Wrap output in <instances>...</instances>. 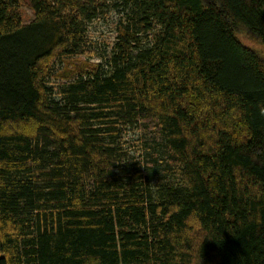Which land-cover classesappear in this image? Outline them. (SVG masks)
<instances>
[{
	"label": "trees",
	"instance_id": "1",
	"mask_svg": "<svg viewBox=\"0 0 264 264\" xmlns=\"http://www.w3.org/2000/svg\"><path fill=\"white\" fill-rule=\"evenodd\" d=\"M22 1L0 0V264H264V54L239 38L264 46V0H29L27 24ZM110 2L108 59L54 97L47 65Z\"/></svg>",
	"mask_w": 264,
	"mask_h": 264
},
{
	"label": "rangeland",
	"instance_id": "2",
	"mask_svg": "<svg viewBox=\"0 0 264 264\" xmlns=\"http://www.w3.org/2000/svg\"><path fill=\"white\" fill-rule=\"evenodd\" d=\"M20 12L24 24L35 19L29 0L22 1ZM128 13L129 10L120 3H108L105 8L100 10L98 17L88 23L85 42L80 54L60 55L56 53L47 65L49 73L45 77V83L53 88L54 97L59 98L57 89L59 85L75 80L86 66L108 59L118 39V27L125 22ZM239 38L245 46L264 54V46L254 38L245 34H239ZM122 139H124L122 146L123 152L127 154V162H142L144 151L141 149L137 131L123 128Z\"/></svg>",
	"mask_w": 264,
	"mask_h": 264
}]
</instances>
